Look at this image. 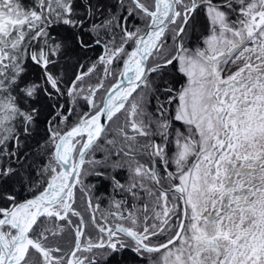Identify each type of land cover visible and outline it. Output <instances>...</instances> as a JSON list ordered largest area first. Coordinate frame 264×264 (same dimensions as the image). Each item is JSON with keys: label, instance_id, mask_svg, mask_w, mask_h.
I'll use <instances>...</instances> for the list:
<instances>
[{"label": "snow or ice", "instance_id": "6c2138e0", "mask_svg": "<svg viewBox=\"0 0 264 264\" xmlns=\"http://www.w3.org/2000/svg\"><path fill=\"white\" fill-rule=\"evenodd\" d=\"M0 264H264V0H0Z\"/></svg>", "mask_w": 264, "mask_h": 264}]
</instances>
